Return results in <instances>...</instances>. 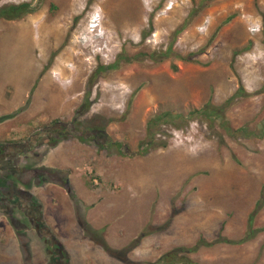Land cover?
<instances>
[{"label": "rangeland", "instance_id": "rangeland-1", "mask_svg": "<svg viewBox=\"0 0 264 264\" xmlns=\"http://www.w3.org/2000/svg\"><path fill=\"white\" fill-rule=\"evenodd\" d=\"M21 3L33 12L0 18V148L34 137L16 157L31 187L15 179L32 193L55 184L34 199L64 264H264V0H0V10ZM58 122L75 129L56 138L72 180L45 166L55 145L40 137ZM3 206L0 264H51L49 245L33 228L20 236ZM251 214L252 239L188 250L246 237Z\"/></svg>", "mask_w": 264, "mask_h": 264}, {"label": "flooded vegetation", "instance_id": "flooded-vegetation-1", "mask_svg": "<svg viewBox=\"0 0 264 264\" xmlns=\"http://www.w3.org/2000/svg\"><path fill=\"white\" fill-rule=\"evenodd\" d=\"M71 129L75 131L73 126L69 127L68 130L64 122H58L47 133L43 134L40 139L44 144L49 143L53 146L56 145V141L58 142V139L56 138L62 137V134L70 132ZM92 133L93 134L90 137L96 139L103 134V131L100 129H94ZM34 140L33 137L31 143L26 145L27 148H25V150L17 148L16 151H14L12 145H5L0 148V162L5 164L4 166L0 165V194H3L4 196L0 197V202L6 205V207L3 206V212L8 216L9 221L15 229L18 230L20 236L25 237L28 240L29 237H27V231L29 228H33L36 231V235L40 237V239H43L46 247L49 245L45 250L48 251V255L51 258V264H64L66 256L63 255L62 245L51 234L50 229L45 222L46 217L42 212L41 203L34 199V194L29 189L17 186L19 182L31 187L32 177L26 176L25 170H20L16 164L18 163L17 158L21 154H26L31 151V144ZM18 151L19 154L16 156ZM27 169L30 170L31 168ZM15 175L18 178V182H16ZM6 177L10 178L7 180ZM48 177H50V181H52V179L56 178V175L53 172H48ZM57 181L61 183L64 182L63 180ZM65 186L68 187V184Z\"/></svg>", "mask_w": 264, "mask_h": 264}, {"label": "trees", "instance_id": "trees-1", "mask_svg": "<svg viewBox=\"0 0 264 264\" xmlns=\"http://www.w3.org/2000/svg\"><path fill=\"white\" fill-rule=\"evenodd\" d=\"M33 7L31 6V4L29 3H21V4H11L8 5L6 7H3L0 10V18L4 17L6 19H19L22 18L23 16H25L28 13L33 12ZM185 23L183 26H181L180 28L176 29V32H180L182 30V28H184ZM119 66V63L116 61L115 63H113L112 65H110L111 68H116ZM205 112H207V114H209V116H213V115H217L218 112L220 110H217L215 108L209 110L207 108V110H204ZM57 143V141H56ZM166 145L164 144V147ZM254 215L251 214L249 216V220H248V225H249V231L247 233L246 237H243L239 240H235V239H231L228 237H225L224 235H219L217 239L213 240V241H207L204 238L199 239V241L197 242V244H195V246L192 249H188V250H196L198 249L201 245H212V244H216L218 242H226V243H230V244H238L241 242H245L247 239H252L255 235V233L257 232V230L253 227V223H254ZM136 244V242H135ZM131 247V246H130ZM186 250V251H188ZM184 251V250H182ZM171 252L169 254H166L167 256L170 255Z\"/></svg>", "mask_w": 264, "mask_h": 264}, {"label": "crops", "instance_id": "crops-1", "mask_svg": "<svg viewBox=\"0 0 264 264\" xmlns=\"http://www.w3.org/2000/svg\"><path fill=\"white\" fill-rule=\"evenodd\" d=\"M59 143V144H58ZM62 143H60V141H58L56 143V145L54 147H52V149H50V152L49 154L47 155V160H46V165L48 167V169L50 170H57V171H63L62 172V175H66L69 176V179L72 180V177L74 175V172L72 170V167H71V163L69 161V156H70V150L68 151H65L64 149H59L60 146H61ZM66 171V172H65ZM92 172H94V170L92 169ZM93 174V173H92ZM47 176L48 175V172L46 171H42L38 174V176ZM61 175V176H62ZM57 181V180H56ZM55 180L52 181V183H57L59 185L60 188H62L60 185H61V182H56ZM68 183H69V180H68ZM38 184L39 183H36V187H38ZM55 185V184H54ZM54 185H51V182L49 184H47L46 186H42L40 189L43 190V191H33V194L34 195H39L42 193V197L40 196V200L44 201V199H46L45 194L46 192L44 191H47L49 186H54ZM70 185V184H69ZM74 187L75 189H77L74 185L72 186ZM67 189V188H66ZM64 190V191H61L62 193V197L64 199L68 198L69 202L71 201L72 205H73V208L75 210V207H74V202L71 198H69V190ZM86 190L85 188H83V191ZM78 195H79V192L77 191ZM48 200V199H47Z\"/></svg>", "mask_w": 264, "mask_h": 264}, {"label": "built area", "instance_id": "built-area-1", "mask_svg": "<svg viewBox=\"0 0 264 264\" xmlns=\"http://www.w3.org/2000/svg\"><path fill=\"white\" fill-rule=\"evenodd\" d=\"M101 16L99 14H95L92 18L91 21L88 24V29L91 31H96L100 29L101 22L99 21Z\"/></svg>", "mask_w": 264, "mask_h": 264}, {"label": "water", "instance_id": "water-1", "mask_svg": "<svg viewBox=\"0 0 264 264\" xmlns=\"http://www.w3.org/2000/svg\"><path fill=\"white\" fill-rule=\"evenodd\" d=\"M66 181H67L66 184H68V187H67V186H65V187L67 188V190L70 191V185H69V183H68V180H66Z\"/></svg>", "mask_w": 264, "mask_h": 264}, {"label": "bare ground", "instance_id": "bare-ground-1", "mask_svg": "<svg viewBox=\"0 0 264 264\" xmlns=\"http://www.w3.org/2000/svg\"><path fill=\"white\" fill-rule=\"evenodd\" d=\"M45 31V30H44ZM108 41V40H107Z\"/></svg>", "mask_w": 264, "mask_h": 264}]
</instances>
